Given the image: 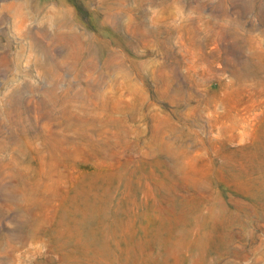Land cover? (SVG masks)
Wrapping results in <instances>:
<instances>
[{
  "label": "rangeland",
  "instance_id": "rangeland-1",
  "mask_svg": "<svg viewBox=\"0 0 264 264\" xmlns=\"http://www.w3.org/2000/svg\"><path fill=\"white\" fill-rule=\"evenodd\" d=\"M0 264H264V0H0Z\"/></svg>",
  "mask_w": 264,
  "mask_h": 264
}]
</instances>
